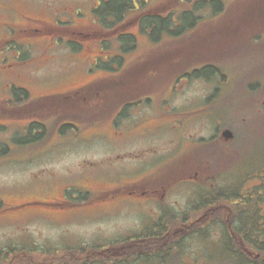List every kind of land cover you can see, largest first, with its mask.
<instances>
[{
    "label": "rangeland",
    "instance_id": "rangeland-1",
    "mask_svg": "<svg viewBox=\"0 0 264 264\" xmlns=\"http://www.w3.org/2000/svg\"><path fill=\"white\" fill-rule=\"evenodd\" d=\"M29 1L37 6L38 10H48L49 13L52 10L45 4L56 2L53 5L58 7V12L60 3L68 5L64 22L58 25L59 33L54 30L45 34V41L38 39L32 42L31 48L24 45L23 39H17L6 48L9 49L10 56L17 57L20 61L27 59L22 61V64L36 60L29 66L30 72L20 73L21 79L26 82H15L16 87L26 90L32 99L65 96L87 85L94 88L100 86L97 85L99 83L105 86L114 85L122 80H117L116 74L133 68L134 71L128 72L124 81L128 86L139 84L148 71L158 69V66L154 65L160 63L163 52L166 59L177 57L178 53L182 52L181 43L187 39L191 43L195 37L204 33L207 21L222 20L226 17L225 11L231 9L227 4L228 8L222 6V11L214 14L211 7H206L195 13V17L201 19L196 22L198 24L195 27L186 30L177 38L166 35L153 42L144 30L142 31L143 22L140 26L130 22L132 25L121 29L114 28L112 30L116 32L108 35L107 30L100 26L99 17L93 10L99 6V2L109 0ZM178 1L152 0L151 4V0H147V4L156 8L155 11L162 13L163 17H167V14L175 9H182L177 5ZM226 1H232V6L239 4L237 0H224L223 4ZM234 8L236 10V7ZM131 15L132 12H128L126 17ZM61 19L62 16L59 15L58 20ZM119 33L134 37L133 51L122 49L124 46L121 45L120 38L114 37ZM175 39L179 44L173 47L175 44L172 45L171 42ZM125 41L124 37L123 42ZM162 46L165 51L160 52L158 57L152 55L156 51L158 53ZM193 53H201L200 56L206 58L204 50ZM149 56H154V59ZM145 57L149 58L145 61L148 62L147 66L144 65L145 62H141ZM241 57L243 60H234L228 64V68L224 65L234 71L229 74L231 85L247 80L249 77L245 71L252 67L256 60L255 56L253 61L251 54ZM193 66L197 67L199 64L196 62ZM140 74L142 76L136 78ZM9 79L6 74V83ZM133 79L136 80L131 82ZM206 85L204 80L195 78L179 82L174 91L165 93L163 102L159 104V94L155 93L157 88L145 94L135 93L134 97L144 94V99L149 95V100H145L142 107L135 105L128 108L126 113L129 117L124 120L111 118L94 127L85 128V124L99 119L103 115L101 112L76 114L81 122L62 120L60 110L58 113L47 112L45 117L36 115L21 120L5 119L4 128L0 132V139L4 141L0 154V250L16 247L31 252L37 260L46 259L48 262L58 259L61 264H77L75 259L84 256L78 251L81 246L89 245L97 251L98 247L95 246L107 245L114 236L124 238L126 232L139 233L143 228L139 217L93 214L82 201H116V191L127 189L126 187L143 175L146 177L155 169L153 166L171 165L183 141L181 131L174 123L183 124L187 117L181 114L189 110L174 109L186 107L188 101L195 100L198 95L203 96L205 93H199V90H204ZM101 91L96 90L99 95H103ZM5 95L8 96L7 89ZM95 96L97 97L94 95L90 101L94 100ZM135 100L137 98L130 99ZM78 101L80 100L59 103L75 106ZM239 107L241 109V106ZM226 109L228 116L233 111L238 112L239 108L234 100L229 102ZM245 109L248 110L247 106ZM64 117H67V114H64ZM28 123L42 126L44 130L32 129L30 135L24 136ZM62 125L64 128L60 130ZM205 132L207 133V130ZM251 132L254 131L250 130L248 133ZM140 150H144V153H138ZM176 175L175 173L174 176ZM231 175L234 180H238L237 188L242 195L246 194L247 186L260 176L259 173L253 172H232ZM188 183L183 181L177 187ZM109 186L111 188L107 190ZM103 189L106 191L96 192ZM190 191L188 188L172 191L168 195L169 201L177 200V207L184 208V198ZM130 209L132 213L135 212L131 207ZM263 212L264 208L262 214ZM218 229V226L213 227L212 240L220 239L217 236ZM205 240L206 238L195 236L182 243L184 254L181 264H231L230 257L222 252L220 242L210 240L206 244ZM66 250H69V253H66L68 255L62 256ZM33 264L42 263L35 261ZM144 264L158 263L148 261Z\"/></svg>",
    "mask_w": 264,
    "mask_h": 264
},
{
    "label": "flooded vegetation",
    "instance_id": "flooded-vegetation-1",
    "mask_svg": "<svg viewBox=\"0 0 264 264\" xmlns=\"http://www.w3.org/2000/svg\"><path fill=\"white\" fill-rule=\"evenodd\" d=\"M237 2V11H230L222 20L207 21L204 33L188 44L193 51L204 50L206 61L198 70L205 67L204 73L209 77L202 78L207 84L204 90H199V93H205L203 96L198 95L195 100L188 101L186 107L173 108L181 111L189 109L181 114L187 117L183 124L178 122L181 127L174 123L179 127L183 141L173 163L167 167H160V164L153 166L155 169L146 177L143 175L127 189L116 191V201H82L93 214L136 216L142 221L143 228L139 233L126 232L124 238L114 236L107 245L95 246L98 247L97 251H112L114 254L117 250L125 251L126 243L136 241L139 236L153 249H164L171 244L182 247V243L195 236L206 238L207 244L212 240L211 233L215 226L219 227L217 236L220 239L212 241L220 242L221 247H225L226 239L234 237L241 230L237 221H243L245 216L239 215V212L244 213L246 209L240 205L246 204L255 205L253 209L257 221L253 225L256 229L254 232L264 235V0ZM226 3L232 4V1ZM53 4H45L52 10L49 13L48 10H38L29 0H0V132L4 128L5 119L31 118L32 108L36 106L37 100L15 84L26 82L21 79L20 73L30 72L29 66L36 60L22 64L27 59L20 61L17 57L10 56L6 48L17 39H23L24 45L31 48L32 42L38 39L45 41V34L57 31L58 25L64 22L68 5L60 3L58 12V7ZM59 15L62 16L61 20H58ZM174 25L179 23L175 22ZM165 34L163 31L162 37ZM245 54H251L253 61L256 56L254 65L245 71L249 78L231 85L229 76L234 71L227 69L228 64L234 60H243L241 56ZM165 60L163 58L161 62ZM6 74L10 78L7 83ZM126 75L127 71H121L115 77L123 78ZM85 87L77 89V94ZM6 89L8 96L5 95ZM234 100L237 102L238 112L236 117H228L226 106ZM143 104L144 100L128 102L115 110L111 118L124 120L129 117L125 116L128 115V108L135 105L142 107ZM65 105L66 103H50L51 108H64ZM246 106L248 110L245 109ZM27 110L29 113H26ZM62 129L63 126L60 130ZM250 130L254 132L248 133ZM225 131L230 132V138L223 136ZM3 148L4 141L0 139V154ZM138 153H144V150ZM142 156L144 160V154ZM232 172H253L260 176L247 186V192L243 196L235 191L238 190V180H234ZM183 181L189 183L177 187ZM110 188L111 186L107 190ZM183 188L191 191L184 198L185 207L179 208L177 200L169 201L168 195ZM219 189L222 190L221 196H216ZM261 189L263 192L259 191ZM105 191L103 189L96 192ZM247 223L250 226L251 221ZM238 243L243 256L250 259L257 257L243 242ZM83 249L85 246H81L78 251L84 254ZM5 251L0 250V262H6V257L8 259L4 255ZM68 251H63L62 256ZM40 263L61 264L58 259L48 262L42 259ZM12 264H16L15 260Z\"/></svg>",
    "mask_w": 264,
    "mask_h": 264
},
{
    "label": "trees",
    "instance_id": "trees-1",
    "mask_svg": "<svg viewBox=\"0 0 264 264\" xmlns=\"http://www.w3.org/2000/svg\"><path fill=\"white\" fill-rule=\"evenodd\" d=\"M147 3V0H144V2H142V0H109L108 2H102L94 13L99 17L101 27L104 29L106 28L105 30H107L108 33H110V30H114V28H126L129 25H132L129 24L130 22L139 26L143 22L144 29L141 27L142 31L144 30V33L147 34L150 40L157 42V40L162 37L161 34L163 31L166 32L168 37L177 38L186 30L193 28V22L201 21L200 18L194 16L197 11L206 9V7H212L214 14H218L222 11V4L218 0H179L177 5L182 7V9L179 11L175 9V11L168 13L167 17H163L162 13L156 12L155 10L157 9L151 7V5L148 6ZM146 4L147 6H145ZM215 6H218L219 8L216 9ZM128 12H132V15L126 17ZM229 12L230 9L225 11L226 14ZM178 13L180 14L178 15ZM176 20L179 25H174ZM124 37L126 38L125 42H123ZM119 38L121 45L123 44L124 46L122 47L123 50L127 49L128 51H133L135 49V39L132 35L128 34L120 36ZM188 42L189 39L181 44L186 45ZM171 44H175L173 47H176L179 43L175 39L171 42ZM162 51H165L164 46L160 48L158 53L156 51V53L152 55L158 56V54ZM151 56H149V58ZM198 57H200V55L193 53L190 49H184L177 57L166 59L164 66H161V64L156 65L158 66L157 70L148 71L144 75V80H142L139 84L133 85L132 87H125L123 89H116V91L104 90L101 91L103 95H99L97 93V97L95 96L96 98L94 100L85 102V107H83L85 109L83 110V113L87 114L93 111L95 105L92 102H99L100 104L116 102V104H118L116 106H119L132 99L133 95H130V93L133 91H140V93L144 91L145 94L146 92L157 88L158 91H155V93H157L161 91L162 88L166 89L169 86L175 85L178 80L185 77L208 78L209 76L204 73L205 67L202 70H197L196 66H193L196 62L197 65L205 63L203 59H198ZM147 59L145 57L141 62L143 63L147 61ZM146 63L147 62L144 64ZM41 103H45V100L38 102L37 105ZM107 104H104L103 106H107ZM44 109L46 108L44 107ZM46 115H48V113L44 112L43 116ZM102 117L104 118H101V120L96 119L86 123L85 127L94 126L97 122L104 121L107 115H103ZM68 120H72V117H69ZM31 129H33V126L29 129V135L31 133ZM261 190L263 191V189ZM221 192V189L217 190L216 196H221ZM254 206V204L240 205V207H244L246 209L244 213L239 212V215L242 214L245 216L243 221H237L240 223L239 229L241 230L237 232L234 237H228L226 239L224 253L230 257L231 264H264V235L255 234L256 229H254L253 225L255 224V221H257V216L255 210L253 209ZM250 221L251 224L248 226L247 222ZM238 242H243L246 248H249L251 251L253 250L257 257L250 259L248 256H243L238 246ZM126 244L127 248L125 251L117 250L116 254L112 253V251L95 252L96 250L93 247L85 248L83 249L85 252L82 254L84 256L77 258L76 263L144 264L148 261H162L165 262L164 264H167L170 261L175 262L173 264L183 263V251L180 245L171 244L170 247H165L164 249H153L150 245L144 243V240L142 241L140 236L136 238V241L127 242ZM4 255L8 256V259L6 257L7 261L0 263L12 264V261L15 260L16 264H33V256L30 255L29 252L22 249L8 248L6 249ZM13 256H15V258H13ZM70 261L72 262L73 260Z\"/></svg>",
    "mask_w": 264,
    "mask_h": 264
},
{
    "label": "water",
    "instance_id": "water-1",
    "mask_svg": "<svg viewBox=\"0 0 264 264\" xmlns=\"http://www.w3.org/2000/svg\"><path fill=\"white\" fill-rule=\"evenodd\" d=\"M223 136L225 137V138H230V132L229 131H225L224 133H223Z\"/></svg>",
    "mask_w": 264,
    "mask_h": 264
}]
</instances>
